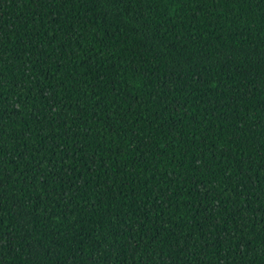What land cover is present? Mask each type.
Returning a JSON list of instances; mask_svg holds the SVG:
<instances>
[{"label": "trees", "instance_id": "obj_1", "mask_svg": "<svg viewBox=\"0 0 264 264\" xmlns=\"http://www.w3.org/2000/svg\"><path fill=\"white\" fill-rule=\"evenodd\" d=\"M0 264H264V0H0Z\"/></svg>", "mask_w": 264, "mask_h": 264}]
</instances>
